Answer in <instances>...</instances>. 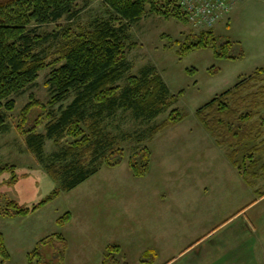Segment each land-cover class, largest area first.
Instances as JSON below:
<instances>
[{
    "label": "rangeland",
    "instance_id": "374dc122",
    "mask_svg": "<svg viewBox=\"0 0 264 264\" xmlns=\"http://www.w3.org/2000/svg\"><path fill=\"white\" fill-rule=\"evenodd\" d=\"M78 7V17L62 19V26L90 24L109 15L103 0H79ZM58 28L56 24L44 27ZM212 28L238 41L244 55L239 59H219L212 49H198L181 56L173 42L200 32L201 27L158 14H148L132 24L135 45L128 51L134 64L132 73L138 75L145 66L155 65L172 92L184 90L174 107L181 108L186 118L151 141L149 128L169 111L152 120L137 119L131 111H119L108 118L106 128L118 135L125 148L123 162L103 167L34 213L0 216V232L11 254L5 262L0 257V264H30L28 253L43 239L59 235L68 242L65 264H105L110 245L120 247L108 257L112 258L111 264H187L200 247L194 251L191 248L200 242H205V249L214 248L220 244L221 235L230 240L234 230L240 234L246 225L258 233V264H264V197L259 194L264 191V148L255 155L258 164L245 170L249 184L231 163L228 148L217 145L196 115V110L215 94L264 66V0H242ZM49 71L50 68L43 70L28 91L13 96L16 107L8 112L6 130L0 134V165H14L17 181L8 183L12 171L0 172V206H6L7 197L32 205L60 183L36 161L16 131L22 110L32 98L43 103L45 109L33 107L28 125L39 117L45 122L46 111L59 107L48 105L50 94L45 82ZM124 82L125 79L121 81ZM39 131H44V126ZM145 145L152 150L149 172L135 177L128 159ZM56 149L53 141L47 140V156ZM246 149L242 148L238 155L240 162ZM243 166L249 168V162ZM66 212L72 213L71 219L61 226L57 220ZM148 249L156 250L158 256L155 261L142 262L140 256ZM240 249L229 251L220 261L228 262L231 257L227 264H232L233 254ZM43 254L58 264L50 245L43 247ZM208 261L210 257L205 253V264Z\"/></svg>",
    "mask_w": 264,
    "mask_h": 264
},
{
    "label": "trees",
    "instance_id": "16d2710c",
    "mask_svg": "<svg viewBox=\"0 0 264 264\" xmlns=\"http://www.w3.org/2000/svg\"><path fill=\"white\" fill-rule=\"evenodd\" d=\"M78 1L0 0V134L6 130L8 112L16 107L13 96L32 88L40 73L50 68L45 82L50 94L48 105L59 107L46 111L45 122L39 117L28 125L33 107L45 109L43 103L32 98L22 110L16 131L36 161L60 181L58 187L32 205L7 197L6 206H0L1 217L34 213L103 167L121 164L125 148L118 135L105 125L119 111H131L135 118L143 120L169 111L162 121L149 128L150 141L187 116L181 108L174 107L184 90L172 92L155 65H147L140 74H133L134 64L128 58L129 49L135 45L131 26L148 14L189 22L178 0H103L109 8L108 17L97 18L90 24L62 26V19L80 14ZM51 24L59 28L44 29ZM173 45L181 56L198 49H212L219 59H239L244 55L238 41L217 34L213 28L191 32ZM263 81L264 66H260L196 110L198 120L212 133L217 145L228 148L231 163L249 184L245 170L248 172L258 164L255 155L264 148ZM68 99L69 103L63 105ZM41 126L44 131H39ZM47 140L57 147L50 156L46 154ZM242 148L247 149L240 162L238 155ZM151 154L152 150L145 145L130 155L128 165L133 176L149 172ZM247 161L249 168L243 166ZM6 170L13 172L8 183L16 182L14 165H0V172ZM259 194L264 197V191ZM71 216V212H66L57 220L58 224L65 225ZM45 245H50L58 264H65L68 242L63 235L43 239L28 253L30 264H56L45 258ZM116 248V245L108 247L105 264H111L112 258L108 257ZM10 256L5 236L0 232V257L5 262Z\"/></svg>",
    "mask_w": 264,
    "mask_h": 264
},
{
    "label": "crops",
    "instance_id": "0c3cea01",
    "mask_svg": "<svg viewBox=\"0 0 264 264\" xmlns=\"http://www.w3.org/2000/svg\"><path fill=\"white\" fill-rule=\"evenodd\" d=\"M233 235H231L230 240H227L226 237L223 238V236L221 235L219 241L220 244L214 248L206 247L205 249V246H203L205 242L204 241L200 242V244H197L196 246L191 248V250L194 251V249L200 247L199 250H196L197 252L192 251L194 254L189 257V259L187 260V264H205V253H206V257H210V261H208L206 264H220L221 262L220 260L226 257L227 255L226 253H228L229 251L234 252L235 249H239V248L241 249L238 250L235 254H233L234 257L233 261L235 262H232V264H258V258H259L258 251L260 250V247L257 241L259 238L255 236L258 235L257 231L253 230L251 226L246 225L245 228H242L240 234H238L236 230H234ZM118 248L114 250L115 251L120 250V247ZM153 251L155 252L156 250L154 249L145 250L140 256V260L142 262L143 261L146 262L148 260H151V262L155 261L158 256V253L155 252L154 255ZM211 252L213 253L211 254ZM230 258H228V262H221V264L229 263Z\"/></svg>",
    "mask_w": 264,
    "mask_h": 264
},
{
    "label": "built area",
    "instance_id": "2783aa9c",
    "mask_svg": "<svg viewBox=\"0 0 264 264\" xmlns=\"http://www.w3.org/2000/svg\"><path fill=\"white\" fill-rule=\"evenodd\" d=\"M242 0H178L188 21L202 29L214 27Z\"/></svg>",
    "mask_w": 264,
    "mask_h": 264
}]
</instances>
